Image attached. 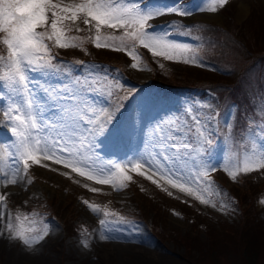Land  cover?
Listing matches in <instances>:
<instances>
[{
    "label": "snow or ice",
    "instance_id": "obj_1",
    "mask_svg": "<svg viewBox=\"0 0 264 264\" xmlns=\"http://www.w3.org/2000/svg\"><path fill=\"white\" fill-rule=\"evenodd\" d=\"M228 2L215 0L220 7ZM196 10L180 4L179 0L165 8L151 6L147 0H0V46L3 47L0 97L6 94L13 100L4 111L10 131L0 127L8 133L6 156L14 169L10 176L7 171L0 173L5 188L25 180L31 166L41 164L43 158L63 164L101 185H113L117 190L127 187L126 181L132 179L129 171L147 175L148 180L157 184L159 181L154 177L158 174L173 188L196 195L201 203H212L215 207L210 198L200 194L203 191H208L210 196L218 194L211 187L210 173L222 166L235 181L239 173L264 170V108L259 112L253 108L254 118L245 119L242 126H237L234 123L237 106H232L224 121L227 139L235 136L244 156L240 163L234 164L231 157L218 163L214 153L226 138L219 136L220 113L208 115L202 111L211 105L201 101L181 104L175 98L147 118L143 109L137 107L141 110L139 123L128 117L120 119L125 102L140 91L133 88L119 96L117 90L123 85L110 77L107 66L83 60L65 61L53 51L54 48L84 49L85 43H92L97 49L126 51L133 61L131 67L136 69L140 59L136 46L140 45L155 57L203 66L191 45L171 38L175 35L170 30L174 22L161 30H154L152 23L170 14L187 17ZM210 11L215 13L218 9L213 6ZM81 24L95 34L71 35L73 31H85ZM104 29L111 34H106ZM224 147L226 152L230 151L231 144L225 143ZM122 149L132 151L133 159L127 163L109 159L107 165L96 164L97 160ZM4 159L0 156V161ZM27 183L32 181L28 179ZM7 199L6 192L0 194V206L6 208ZM83 204L92 213L105 217L99 220L101 240L114 238V233L137 230L123 215L88 200ZM5 218V230L0 231V237L19 242L28 252L36 254L39 251L36 245L45 240L49 230L33 236V230L25 226L19 214L12 217L0 211V219ZM88 246L85 242L84 247Z\"/></svg>",
    "mask_w": 264,
    "mask_h": 264
},
{
    "label": "rangeland",
    "instance_id": "obj_2",
    "mask_svg": "<svg viewBox=\"0 0 264 264\" xmlns=\"http://www.w3.org/2000/svg\"><path fill=\"white\" fill-rule=\"evenodd\" d=\"M147 2L154 7L165 8L174 6L177 0H147ZM179 3L189 9L196 8L197 10L192 14L196 18L186 19L174 14L166 15L152 21L155 25L154 30L165 29L169 22H174V27H171L170 30L175 35L171 38L191 45L196 50L197 58L203 62V66L155 57L143 46L137 45L136 51L140 59L137 61L138 67L134 69L131 67L133 61L126 51L117 52L108 48L97 49L92 43H85L84 49L88 50L89 45L96 56L105 57L112 61L111 63H115L114 66H117L111 67L108 66L110 65L108 62L92 59L87 61L108 67L110 77H114L123 85L121 89L117 90L119 96L125 95L128 90L133 88L140 91L128 103L125 102L126 107L119 117L120 119L128 117L139 123L141 110L137 107L143 109L145 118H147L175 98H179L181 104L201 101L206 105H211V108L202 109L208 115L227 111L225 121L228 119L230 110H233V104L230 102L224 104H228L227 110V107H222L209 89L200 91L195 88L174 87L175 77L172 74L174 67L170 65L191 66L194 70L199 68L202 72H206L207 68H215L210 66L214 65L211 62L214 54H210L213 52L214 46H217L218 50H222V59H220L222 64H228L227 60L231 61L229 60L230 54L245 53L243 50L245 40L253 35L255 28L264 27L261 25L262 22L264 23V0H229L224 7L216 4L215 0H179ZM213 6L218 9L215 13L210 11ZM257 24H260L261 27ZM80 27L85 31H73L71 35L87 37L95 34L94 32L89 33L83 24ZM102 31L111 34L110 30ZM0 49L3 50V47ZM61 50L70 52L69 49ZM70 50L73 52L68 55H76V49L70 48ZM211 55L213 56L210 58ZM75 60L78 59L67 61ZM255 63V60H250L251 68H246L243 73L244 86L239 81H234V85L238 86L240 90L239 97L245 93L250 98L251 109L247 116L248 120L254 118L251 115L253 108L257 112L264 108V99H261L264 97V71L260 77H257L259 72L255 68ZM222 64L216 63V66L227 69ZM179 71L180 78L186 76L185 70ZM186 74L188 75V73ZM204 74L207 75L206 73L195 75L202 77ZM237 75L241 76L242 72L238 74L237 71ZM0 103L3 104V107H0V127H5L10 131L11 125L7 123L4 111L13 104V100L5 94L0 97ZM227 137L228 133L225 142L217 147L214 160L219 163L231 157L234 164L240 163L244 153L235 143V136L231 140ZM8 142V133L0 130V156L5 157L3 161H0V173L7 171L10 176L14 169L11 168L6 156ZM225 143L231 144L230 151H225ZM134 144L135 142H133V148ZM248 147L251 150V143ZM8 150L10 151V149ZM109 159L127 163L128 160L133 159L132 151L122 149L105 159L97 160L96 164L107 165ZM44 164H48L49 167L45 168ZM193 174H195V170ZM129 175L132 179L126 181L127 187L117 190L113 185H101L94 180H89L87 176L73 172L63 164H56L52 160L42 158L41 164L32 165L26 179L19 181L17 185L5 188L3 182L0 181V194L5 192L8 194L6 208L0 206V211H6L12 217L19 214L25 226L33 230L31 232L33 236L42 235L45 229L49 230L45 240L36 245L39 251L36 254L31 253L32 255L19 242H10L0 237V264H241V260L244 264L245 260L238 251L227 255L216 253L208 255V252L204 251L203 245H207L209 239L203 229L205 226L198 225L197 218L195 219L196 224L190 220L192 217H198L197 214L190 213V216L189 214L186 216L187 214L181 213L182 210L179 212L182 206L179 200H184V198L192 202L202 213H207L210 216L207 222L211 223L209 225L212 232L219 233L220 230L219 223L214 219H222L228 224L236 225L243 207L246 208L249 215L257 218L259 230L264 232V194L259 196L251 206L246 203L239 206L227 192L228 188L234 186L233 184H236L239 179L260 178L262 181L259 186H264V170L239 173L235 181L230 178L222 166L218 167L217 171L210 173L209 176L213 182L211 187L217 190L218 194L210 196L208 191H203L200 194L204 198H210L215 203V207L212 206V203H201L196 195H189L186 191L173 188L166 179H161L158 174L154 177L159 181L158 184L148 180L147 175L141 176L135 171H129ZM28 179L32 181L31 184L27 183ZM249 184H247L248 187L261 188L253 181L252 184ZM191 186L195 187L196 185ZM204 187L208 186L204 185ZM92 188H97L99 191L92 192ZM84 200L98 204L109 212L127 215L125 218L131 221L137 230L135 232L126 231L122 234L114 233V238L101 240L99 238L101 234L99 220L105 219V217L87 210L86 205L83 204ZM163 203H169L170 208L175 207L179 210L174 211V209H168L169 207L162 210L159 204ZM49 204L59 205V208L68 206L73 210L72 218L65 223L62 218L46 214L44 209L48 210ZM24 217L27 219L24 220ZM109 218L114 219V217ZM5 220L6 218L0 219V231L5 230ZM185 241H187L186 245L183 244ZM85 242L89 245L87 248L84 247ZM119 242L125 243L123 248L117 244ZM199 243H201L200 249L194 248ZM195 249L200 253L198 258ZM203 252L204 254L201 255ZM260 260L262 261V259Z\"/></svg>",
    "mask_w": 264,
    "mask_h": 264
},
{
    "label": "trees",
    "instance_id": "obj_3",
    "mask_svg": "<svg viewBox=\"0 0 264 264\" xmlns=\"http://www.w3.org/2000/svg\"><path fill=\"white\" fill-rule=\"evenodd\" d=\"M257 25L261 27V25L263 26L264 23L262 22L261 25ZM1 47L2 46H0V48ZM74 49H76V55H68V53L73 52V50H70V48V52H64V50H57L55 48L53 49V51L57 52L59 57L65 61L78 59L87 62L88 60L92 59L96 61L108 62L110 64L108 66L117 67L114 66L115 63H111L112 61L105 59V57L103 58L98 55L96 56V53L92 50L91 47H89V45L87 51L81 48ZM243 50H245V53L241 54L239 52L235 55L234 53L233 55L230 54L229 60L231 61H228L225 58L227 60L226 63L228 64H222L223 62L220 60L222 59V50H218V47L214 46L212 48L213 52L210 53L214 54V58H211L213 55L210 56V58L212 59L211 62L214 65H210L212 63H210L209 65L215 68H207L206 72H202V70L199 68H197V70H194V68L191 66L171 64L170 66L174 67L172 74H174L176 81L173 82V86L188 89L195 88L200 91H203V89L211 90L212 93L216 96L218 103L222 107H227L226 110L228 109V104L224 105L226 102H230L233 105L237 106V110H235L236 119L234 120V123L237 126H242L248 115L245 117H241L239 113L247 112L249 114V111L251 109L249 106L250 98L245 93H243V96L239 97L240 90L238 86L234 85V81H239V83H242V86H244L243 73L245 72L246 68H251L250 66L252 65H250V60L256 61L255 68L259 72L257 77H260L262 75L264 71V27L258 29L255 28L253 35L249 36V38L245 40V48ZM0 53H3L2 49H0ZM216 63L222 64L223 66L227 67V69L216 66ZM201 68L206 69L204 67ZM0 70H2V66H0ZM179 70H185L184 72L186 76L180 78V74L178 73L180 72ZM237 71L238 74L239 72H242V75L236 76ZM186 73H188V75ZM200 73H206L208 76L205 74L202 77H199V75H195ZM226 112L227 111L220 112V119L218 123L219 136L224 138H226V135L228 133L224 123L227 114ZM225 140L222 141L221 144H223ZM252 181L254 184L261 188L255 189L254 187H248L247 184H252ZM261 181L262 180L260 178H252V180L239 179L236 184H233L234 186L228 188L227 192H229L231 199L237 205L242 206L244 203H246V205L251 206L253 202L259 198V196L264 194V186H259ZM179 202L182 203L180 210L179 208L175 207L170 208L168 206L169 203L159 204V206L162 210L168 207V209H174V211L179 210L180 212L182 210L181 213L185 215L187 214L186 216H188V214L190 216V213L197 214L196 216L198 217H192L190 220L196 224L195 219L197 218V224L205 226V228L203 229L205 233H207L209 239L208 244L203 246L205 249L204 251L208 252V255L210 253L227 255L228 253H237L238 251L240 252V256L245 260L244 264H264V232L259 230L260 227L259 225H257V218L249 215L245 207L242 208L243 210H240L239 222L236 225L230 223L228 224L225 220L222 219L220 220L213 218L216 222L219 223L220 230L219 233H216V231L212 232L210 230L211 226L209 224L211 223L207 222L210 216L207 213H202L192 202L188 201L185 198L184 200L180 199ZM47 208L48 210L44 209L47 212L46 214L62 218L65 223L73 216V210H71L68 206H60L59 208V205L54 206L49 204ZM183 244L186 245L187 241H185ZM199 245H201V243H199L197 247L194 246V248L200 249ZM198 254L200 253L197 250V258ZM202 254H204V252L201 253V255ZM260 259H262V261ZM241 264H243L242 260Z\"/></svg>",
    "mask_w": 264,
    "mask_h": 264
},
{
    "label": "bare ground",
    "instance_id": "obj_4",
    "mask_svg": "<svg viewBox=\"0 0 264 264\" xmlns=\"http://www.w3.org/2000/svg\"><path fill=\"white\" fill-rule=\"evenodd\" d=\"M186 19H193V18H196L195 16H192V15H190V16H187V17H185ZM132 242V241H131ZM119 246H122V248L124 247L123 245L125 244L124 242H123V244L121 243V242H119V243H117ZM132 244V243H131ZM140 244V243H139ZM138 245V244H137ZM125 246H130V245H125ZM128 249V248H127ZM132 249V248H131ZM145 249V248H144ZM147 249V248H146ZM141 251V250H140ZM31 254V253H30ZM32 255V254H31ZM144 256V255H143ZM33 257V256H32ZM135 257V256H134ZM29 259V258H28ZM27 259V260H28ZM32 259H34V257L32 258ZM33 261V260H32ZM26 262V261H25ZM27 263V262H26ZM30 264V263H29Z\"/></svg>",
    "mask_w": 264,
    "mask_h": 264
}]
</instances>
